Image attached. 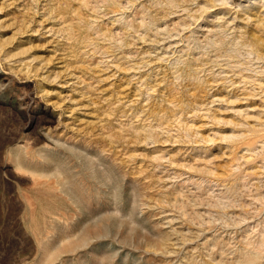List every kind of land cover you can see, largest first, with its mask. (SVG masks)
Listing matches in <instances>:
<instances>
[{
	"label": "rangeland",
	"instance_id": "1",
	"mask_svg": "<svg viewBox=\"0 0 264 264\" xmlns=\"http://www.w3.org/2000/svg\"><path fill=\"white\" fill-rule=\"evenodd\" d=\"M0 264H264V0H0Z\"/></svg>",
	"mask_w": 264,
	"mask_h": 264
}]
</instances>
